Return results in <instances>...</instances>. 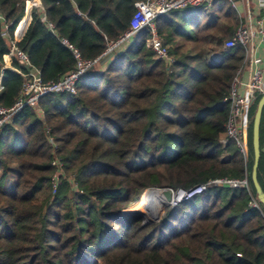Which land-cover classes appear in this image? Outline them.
<instances>
[{
  "label": "trees",
  "instance_id": "16d2710c",
  "mask_svg": "<svg viewBox=\"0 0 264 264\" xmlns=\"http://www.w3.org/2000/svg\"><path fill=\"white\" fill-rule=\"evenodd\" d=\"M139 1L40 0L17 47L44 82L58 80L76 67L63 39L83 59H102L130 30ZM31 2L0 0L5 108L25 83L15 69H30L15 58L2 74L20 23L22 30L30 21ZM155 24L173 64L157 58L149 31H138L80 78L76 95L48 94L0 129V264H264V206L251 177L263 95L256 93L248 110L245 154L226 131V99L246 50L224 46L243 19L223 0L166 13ZM260 143L264 191V110ZM55 158L63 163L56 192ZM201 185V194L163 207L154 224L123 214L148 188Z\"/></svg>",
  "mask_w": 264,
  "mask_h": 264
},
{
  "label": "built area",
  "instance_id": "2783aa9c",
  "mask_svg": "<svg viewBox=\"0 0 264 264\" xmlns=\"http://www.w3.org/2000/svg\"><path fill=\"white\" fill-rule=\"evenodd\" d=\"M223 0H142L135 4L136 10L130 21V30L122 37L118 42L114 43L108 52H111L116 46L121 43L130 41L134 35L141 30H147L151 33L150 45L156 53L157 58L164 60L168 64L174 63V58L169 54L168 47L165 46L163 39L158 35L155 21L160 16L172 12L185 10L192 7H199L202 5L212 6L213 4ZM234 8H236V0H227ZM261 8H264V0H257ZM248 4V3H247ZM248 6V5H247ZM237 9V8H236ZM247 16L243 20V24L237 29L234 36L225 42V49H232L242 47L246 50L245 67L237 72V76L234 79L230 95L226 101L230 104V116L226 125L227 136L229 139L234 140L240 147L241 151L246 153V137L250 125L248 116V110L254 101L256 93L264 95V77L258 66L261 63V59L255 56L254 41L256 37L264 38V21L263 19H253L250 15L248 6ZM0 19L4 22V18L0 16ZM52 27V26H51ZM8 28V25L5 26ZM53 28V27H52ZM23 36L16 33V38L12 41V47L9 53L3 57L4 64L2 66V74L6 69L13 68V62L17 58L23 65L29 66V71L23 73L20 69L15 71L21 74L25 78L21 96L15 105L11 108H5L0 106V129L9 123L12 118L22 111L25 107H36L39 100L52 93H61L76 95L77 84L80 78L94 69L95 65L101 58L96 60H85L82 58L81 53L77 48L70 44L67 40L63 39L62 43L67 46L74 54L76 59V67L68 74L64 75L58 80L44 82L41 77L40 70L32 68L29 57L26 53L17 47V41L19 37ZM106 53V54H107ZM105 54V55H106ZM104 55V56H105ZM218 56L213 54L211 56V62L216 63ZM246 64L251 67L250 79L247 85V93H241V87L243 85L241 76L246 69ZM3 90V86L0 79V92ZM49 142L54 148V153L58 149V145L53 138H49ZM226 142V141H225ZM52 166L58 169L54 176L56 184L54 186V192L57 189V180L63 173V163L59 158H55L52 162ZM226 180H216L211 183L227 184ZM238 187L237 184L233 185ZM206 185H201L190 190H178L176 194H180V202L188 200L195 195L201 194ZM247 187V184H246ZM252 207L258 208L257 202L252 204Z\"/></svg>",
  "mask_w": 264,
  "mask_h": 264
},
{
  "label": "water",
  "instance_id": "95a60500",
  "mask_svg": "<svg viewBox=\"0 0 264 264\" xmlns=\"http://www.w3.org/2000/svg\"><path fill=\"white\" fill-rule=\"evenodd\" d=\"M31 10H32L31 7L27 6V13H29L31 16L30 23L32 21ZM112 56H113V53L106 54V56L100 60V63L101 64L106 63ZM253 103H254V101L252 102V104ZM263 110H264V95L258 104V108H257V112L255 115L254 124H253V147H254L255 160H254V165H253L252 174H251L252 181H253V184H254V187H255V190L257 193V200L264 206V191H263V189H262V187L258 181V177H257L258 167H259V162H260V157H261L260 125H261V121H262ZM234 184H237L238 187L244 188V187H246V184L248 185V180L228 181L227 184H225V185L233 186ZM155 191H166V192L170 191L174 194L173 190L160 189V188H148L142 194L141 201H143L145 199V195L147 193L155 192ZM149 199H150V196H149V198L144 200L147 204L143 203L140 206H137L136 208L126 209L123 211V214L125 216L131 217L135 220L141 221L143 225H149V224H154V223L158 222L159 219L161 218V216L164 214V211L160 214L159 217L153 216V213L151 211L152 205H151V202ZM178 203H180L179 199H173L167 205L173 206L174 204L176 205ZM143 205H145V206H143Z\"/></svg>",
  "mask_w": 264,
  "mask_h": 264
},
{
  "label": "crops",
  "instance_id": "0c3cea01",
  "mask_svg": "<svg viewBox=\"0 0 264 264\" xmlns=\"http://www.w3.org/2000/svg\"><path fill=\"white\" fill-rule=\"evenodd\" d=\"M36 3L40 4L41 2H40V0L38 2H34L32 4V6ZM247 5L249 6L250 15L253 19H263V21H264V8H261L259 6L257 0H236V8H237V10H238V12L241 15L243 20L245 19V17L247 16V13H248L247 12V10H248ZM27 6H28V4H27ZM28 15H30V14L27 13L26 17H28ZM30 19H31V16H30ZM21 23H20V25H21ZM20 25H19L16 33L20 34V35H22V34L24 35L25 31L27 30L28 26L30 25V21H29L27 26L23 27L22 30L20 29ZM254 47H255V56L257 58L261 59V63L258 66V69L261 70L262 75L264 77V38L256 37V39L254 41ZM250 73H251V67L249 64H246V69L244 70V72L241 76V81L243 83V85L241 87V93L242 94L247 93V87L245 86V84L247 85V83L249 82ZM246 139H247V137H246ZM262 152L264 153V145L262 148Z\"/></svg>",
  "mask_w": 264,
  "mask_h": 264
},
{
  "label": "bare ground",
  "instance_id": "6f19581e",
  "mask_svg": "<svg viewBox=\"0 0 264 264\" xmlns=\"http://www.w3.org/2000/svg\"><path fill=\"white\" fill-rule=\"evenodd\" d=\"M149 196H150L149 200H150L151 205H152L151 211L153 213V216H155V217L158 215V212H159L158 207H159V205H161V203L164 204V202H166V201L171 202L173 199H179L181 197L180 194H176V193L172 194L169 191H167V192L166 191L149 192L145 195V199L149 198ZM144 200L141 201L138 206H140L143 203L147 204ZM143 206H145V205H143Z\"/></svg>",
  "mask_w": 264,
  "mask_h": 264
},
{
  "label": "rangeland",
  "instance_id": "374dc122",
  "mask_svg": "<svg viewBox=\"0 0 264 264\" xmlns=\"http://www.w3.org/2000/svg\"><path fill=\"white\" fill-rule=\"evenodd\" d=\"M36 0H33V2H31L30 3V5H31V9H32V4L35 2ZM57 173V172H56ZM156 188H158V187H156ZM160 189H167V190H172V189H170V188H160ZM174 191V190H173ZM170 192V191H169ZM172 193V192H171ZM174 193H176L175 191H174ZM170 194V193H169ZM173 194V193H172ZM141 202V198H140V200H139V202L138 203H136V204H134L133 206H131L129 209H133V208H136L138 205H139V203ZM169 203V201H166V202H164V204L163 203H161V205H159V212H158V215L156 216V217H159L160 216V214L162 213V209H163V207H167L168 204ZM179 204V203H178ZM177 205V204H176ZM175 204L173 205V206H171V207H174V206H176Z\"/></svg>",
  "mask_w": 264,
  "mask_h": 264
}]
</instances>
